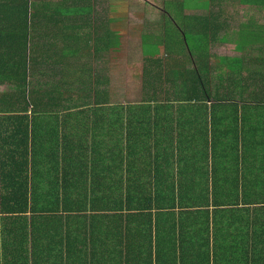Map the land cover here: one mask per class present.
I'll return each instance as SVG.
<instances>
[{
  "label": "trees",
  "instance_id": "16d2710c",
  "mask_svg": "<svg viewBox=\"0 0 264 264\" xmlns=\"http://www.w3.org/2000/svg\"><path fill=\"white\" fill-rule=\"evenodd\" d=\"M175 1L164 6L174 29L133 43L131 99L120 88L129 7L0 0V222L12 238H0V264H264V45L250 56L254 24L234 11H264V0ZM233 30L246 52L212 53ZM89 114L103 126L88 128ZM41 127L61 158L91 155L119 172V186L93 199L34 196L27 172ZM63 168L79 178L82 167ZM84 223L105 228L90 239ZM113 227L125 236L112 240Z\"/></svg>",
  "mask_w": 264,
  "mask_h": 264
},
{
  "label": "crops",
  "instance_id": "0c3cea01",
  "mask_svg": "<svg viewBox=\"0 0 264 264\" xmlns=\"http://www.w3.org/2000/svg\"><path fill=\"white\" fill-rule=\"evenodd\" d=\"M55 4H59L61 0H52ZM135 1V0H134ZM141 5L144 4L145 0H140ZM161 5L165 6L167 0H160ZM183 3L184 0H178ZM178 1L176 2V5L178 4ZM68 2L72 3V0H68ZM74 3H79L78 1H75ZM73 4V3H72ZM81 4V3H79ZM109 4L110 6L119 7V6H135L136 4L133 2V0H94V5H105ZM189 5L197 6L199 5L197 0H189ZM230 38H228V35L224 32H221L218 36V38L215 40V42L222 43L223 45H228L230 43ZM214 43V42H213ZM212 43V44H213ZM237 43L234 42V44ZM211 44V47H212ZM221 46L222 49H224V46ZM213 53V52H212ZM220 57H227L226 55H218ZM229 59V58H227ZM94 115H87L88 120L86 121V126L88 128L94 129V128H100L103 126V122H101L98 125H92L91 118H93ZM46 129L49 127L48 125L44 126ZM40 129V128H39ZM42 133V138L40 137H33V141L31 140V148L36 152V155L34 157L30 158V171L28 170V186L33 189V195L38 198L43 199H52L55 196H58L62 199L63 196L65 197H76L78 195L93 199L96 194L95 192L101 187H109L108 184H111L110 187H118V174L119 172H114L112 169L110 171V174L107 172L106 168L105 171L103 170V163H97L96 158H93L90 156L84 158L86 160H72L69 161L70 158H61L59 156L61 154V151L55 153L54 150V144H55V134H48V132H43L44 128L41 127L40 129ZM54 131V130H53ZM91 132L89 130V134L87 135V145L88 147H91V142L93 140ZM59 156V157H57ZM63 164H72V166H81V171L79 172V178H76L75 175L77 173V169H73L70 171H65L63 168ZM106 164H111V168L114 166V161H108ZM105 166V164H104ZM118 164H116V167ZM126 177L124 176L123 179ZM114 183L116 185L114 186ZM58 193V194H57ZM79 193V194H78ZM48 206L49 203L47 202ZM112 212V211H111ZM110 211L105 210H90V208L87 209V212H83V214H89V215H101L103 213L110 214ZM50 215H59L61 212H55V211H49L47 212ZM4 223L0 222V238L4 240L10 241L12 238L10 234L8 233H2L4 230ZM62 226V222L55 224L53 227H59ZM73 226L79 228L76 224H73ZM93 228V231L90 232ZM104 230V224L103 223H95V224H86L80 226V232L85 234L90 239H95L93 235H99L98 231ZM2 231V232H1ZM107 233L112 234V240L115 239V237L119 238L122 234L123 237L125 236V233L123 231L118 232V228H112V231H108ZM7 241V242H8ZM12 241V240H11ZM6 242V241H4Z\"/></svg>",
  "mask_w": 264,
  "mask_h": 264
},
{
  "label": "rangeland",
  "instance_id": "374dc122",
  "mask_svg": "<svg viewBox=\"0 0 264 264\" xmlns=\"http://www.w3.org/2000/svg\"><path fill=\"white\" fill-rule=\"evenodd\" d=\"M136 4L135 6H127L128 9V20H125V25L130 27L129 37H127L126 52L127 58H129L132 63H123L122 71L124 85L120 86L121 93L130 91L131 99H136L139 94L138 88L140 87V50L137 46L133 45L138 40L139 32L142 31H152L154 34L163 35L164 27L166 24L167 29L173 27L170 22V16L167 15L165 17L164 14L168 13L166 7L161 5L160 0H145L144 4L140 0H133ZM232 8L229 9L231 12ZM238 11V18L243 23H249V25L254 24L253 29L254 36L250 35L248 42V53L253 58H258L262 54L259 52L260 47L264 45V11H261L256 8H248L246 9L245 14L243 13L244 8L237 6L234 11ZM171 13V12H170ZM187 14H197L194 12L187 11ZM173 15V13H171ZM178 29V28H177ZM246 27L243 28L244 31ZM241 31H229L226 34L228 38H230V43L228 45H223L219 42H214L210 51L217 55H226V58H238L241 56V53L246 52L245 50L240 51L235 47L234 42H239L238 37L243 35ZM238 36V37H237ZM224 46V49L221 46ZM153 42H150V48H153ZM134 50L138 53V55L134 56ZM132 58V59H131ZM253 65H259V63H251ZM5 90V89H1ZM126 92V93H127Z\"/></svg>",
  "mask_w": 264,
  "mask_h": 264
},
{
  "label": "bare ground",
  "instance_id": "6f19581e",
  "mask_svg": "<svg viewBox=\"0 0 264 264\" xmlns=\"http://www.w3.org/2000/svg\"><path fill=\"white\" fill-rule=\"evenodd\" d=\"M34 92V91H33ZM182 156V155H181Z\"/></svg>",
  "mask_w": 264,
  "mask_h": 264
}]
</instances>
